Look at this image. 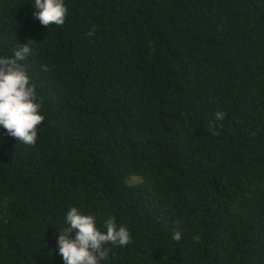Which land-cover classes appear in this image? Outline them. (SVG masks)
<instances>
[{
  "label": "trees",
  "instance_id": "1",
  "mask_svg": "<svg viewBox=\"0 0 264 264\" xmlns=\"http://www.w3.org/2000/svg\"><path fill=\"white\" fill-rule=\"evenodd\" d=\"M65 3L47 28L0 0L45 117L0 127V264H63L74 205L129 228L109 264H264V0Z\"/></svg>",
  "mask_w": 264,
  "mask_h": 264
},
{
  "label": "clouds",
  "instance_id": "2",
  "mask_svg": "<svg viewBox=\"0 0 264 264\" xmlns=\"http://www.w3.org/2000/svg\"><path fill=\"white\" fill-rule=\"evenodd\" d=\"M33 7L32 16L42 26L65 23V0H33ZM30 52L29 44H25L18 45L11 55H0V127L19 143L34 145L38 126L45 117L25 64ZM223 118V112L215 113L216 120ZM57 233L56 249L63 264H109L112 247L131 242L129 228L115 216H109L101 225L95 215L75 205L64 214L63 226ZM172 238L179 241L181 233L175 231Z\"/></svg>",
  "mask_w": 264,
  "mask_h": 264
}]
</instances>
